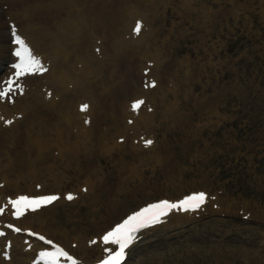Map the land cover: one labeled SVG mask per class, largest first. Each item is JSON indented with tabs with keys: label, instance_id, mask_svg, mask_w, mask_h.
I'll return each instance as SVG.
<instances>
[{
	"label": "rangeland",
	"instance_id": "obj_1",
	"mask_svg": "<svg viewBox=\"0 0 264 264\" xmlns=\"http://www.w3.org/2000/svg\"><path fill=\"white\" fill-rule=\"evenodd\" d=\"M147 1L136 0L133 7L137 13L148 15L139 33L133 31L135 25L133 17L127 16V7L121 5L118 15L120 29H124L116 38L122 36L134 43L125 46L126 51L135 47L140 50L139 39H144V44L154 33L165 34L168 39L158 58L140 52L127 54L132 83L126 82L125 73L119 77L120 99L126 110L115 111L117 120H113L101 105L102 115H94L90 137L85 139L94 146L78 160L85 169H65L70 153L64 152L65 145L59 139L56 144L52 140L54 146L42 161L27 160L30 178L19 180L18 171L9 170L5 158L0 166L7 165L5 173L18 181L20 191H32L27 183L36 191H41L36 185L42 183H47L44 190L50 192L72 190L73 198H66L52 210L55 220L67 224L72 235L96 236L152 199L180 198L193 191H204L211 199L221 198V204L208 203L192 214L191 220L177 225L169 240L155 242L134 254L130 250L123 264H264V0H164L166 9L159 5L155 10L145 8ZM237 1L239 7L235 8ZM83 3L75 8L80 10ZM6 6L5 0H0V44L4 45L0 78L9 71L12 60L6 48L8 21L16 23L15 18L6 16ZM163 23H175L173 33H166ZM153 26L159 29L152 30ZM84 35L89 50L94 38L101 37ZM67 45L70 49V42ZM145 68L149 69L147 73ZM90 80L107 89L114 82L104 73ZM151 80L156 81L154 86ZM86 87L92 88L87 93L99 109L100 93L96 87ZM140 98L143 103L138 110L133 109L130 102ZM103 102L108 103V98ZM16 110L0 121V128L6 132L16 133L25 127L34 140L54 123L45 133L51 141L55 126L62 125L61 116L49 118L43 109L38 113L46 118L41 126L19 123L11 127L22 118ZM61 125L59 135L70 139ZM145 140L152 142L145 144ZM29 155H34L32 149L25 157ZM18 157V153L11 154L10 160L16 164ZM95 165L103 169L102 184L94 183ZM49 166L59 186L52 185ZM86 183L94 184L93 194L87 195L91 186ZM75 245L71 243L70 251L79 257L81 252ZM94 255L88 251L85 264Z\"/></svg>",
	"mask_w": 264,
	"mask_h": 264
},
{
	"label": "bare ground",
	"instance_id": "obj_2",
	"mask_svg": "<svg viewBox=\"0 0 264 264\" xmlns=\"http://www.w3.org/2000/svg\"><path fill=\"white\" fill-rule=\"evenodd\" d=\"M80 1L84 3L79 10L75 7L80 4ZM5 2L7 4L5 8L6 16L8 18H15L18 24L17 32L21 34L29 47L34 50V54L41 57L47 70L44 71V74L41 73L40 75L17 80L16 85L22 86V91L18 89L13 102L0 99V110L2 111L0 121L1 119L9 118L12 115L9 112L17 109L16 111L22 114V118L15 120L11 127H16L19 123H24L25 126L28 123L41 126L46 118H41L38 113L44 109L49 118L51 116H61L59 120L62 121V125L59 123L55 126L56 131L53 133V139L51 141L48 140L45 133L47 130L53 128L54 123L42 129V132L34 140L28 135V128L25 130L24 127L23 130L16 133H9L6 132V129L0 128V145L4 148L0 150V162L1 159H7L9 170L16 169L19 180L21 177L30 178L31 172L27 166V160L33 163L42 161L47 152L54 146L52 140H55L56 144L59 139L65 145L66 151L64 152L70 153V158L66 160L65 169L83 170L86 165L78 160L83 156L82 154L92 150L94 146L93 143L89 142L90 140L85 139L90 137V123L94 122V115L96 114L97 118H99L103 113L101 105L107 110V114H110L113 120H117L115 111L121 110L122 112L126 110V108H123L126 106L124 101L120 99L122 87L119 77L121 73H125L126 82L132 83L130 74V70H132L131 63L126 58L127 54L140 52L143 56L158 58L161 52L160 48L167 41L168 37L165 34L163 37L154 33L144 43L145 45L142 44L144 39H139L140 50L135 49V47L126 51L125 46L133 45L134 43L131 40L123 39L122 36L119 39L116 38L118 33L121 35L124 29H120L121 19L118 15V10L121 5H125L129 19L133 17V20L141 18L143 21H146L148 15L146 13H137L136 9L133 8L136 0H5ZM159 5L163 6L164 9L167 7L164 0H148L145 3V8L155 10ZM238 7L239 1L235 5V8ZM161 25L164 29H168L166 33L169 31L173 33L176 26L175 23H170V26L167 23ZM151 29L158 30L159 27L156 28L153 26ZM84 34L88 37H94V35L101 36L99 37L100 41L96 40V43L99 42L98 54L94 51L97 45L93 46L92 51L91 44L89 50V40ZM113 34L114 37H112ZM12 37L8 34V42L6 44L8 51L14 46V44L10 43ZM69 40L70 49L67 45V41ZM3 50L4 45L2 47L0 44V56L3 55ZM96 55H99V57ZM185 68L186 66H184V71ZM103 73L113 77L114 82L109 89L105 86L94 85L92 80H90ZM55 83L59 87L57 96ZM87 85L96 87L100 93L98 95L99 109L96 103L92 101V96L87 93L90 90L92 91V88L88 89L86 87ZM45 87L46 89L42 91ZM47 89H51L52 95L50 98ZM78 90L80 92L76 97ZM154 90L155 88L151 91ZM138 91L141 90L139 89ZM104 97L108 98V103H102ZM85 103L88 107L82 110L80 105ZM92 104H94V107H92ZM86 119L89 121L88 123H85ZM59 125L64 127L66 136L69 135L70 139L68 137L62 139V135L58 133ZM0 126H2L1 122ZM98 133L101 135V131H98ZM6 141L10 144L4 146L3 143ZM31 149L34 155H29L27 159L25 154L30 153ZM14 153L20 154V157L16 159V164L10 160L11 154ZM11 158L14 159L13 157ZM118 161L120 162L119 158ZM7 165L2 166L1 164L0 166V204L7 205V198L9 196H15L21 193L37 194L50 192L44 190L47 183H42L43 185L39 189L41 191H36L30 183L26 185L32 191L23 192L18 190V181L5 173ZM48 169L49 177L54 179L52 185L59 186L60 182L56 173L51 170L50 166ZM88 170H90V167ZM102 170L100 166H94V183L102 184ZM32 174L35 176L37 172H33ZM90 179L93 178L88 177V180ZM93 185L91 186V183H86V186H91L87 195L90 192L93 194ZM9 190H14V192L10 193ZM68 192H72V190H65L62 193L59 191L58 193L61 195L56 201L42 205L35 210H29L19 218L11 215V206L8 205L6 211L0 214V246L4 252L7 250H13V252L8 256L9 258L3 257V259H0V264H29L35 254H40L44 247H54V245H45L39 240L38 236H34L29 232L16 231L14 228L13 230H8L9 224H14L17 228L21 229L30 228L34 232L41 233L53 240L54 243H59L66 251L70 249L72 242H76L75 246L81 252V255L77 258L73 255L76 264L86 263L87 256L85 257L84 255L88 251H91L92 255L94 252V257L96 258L88 263L91 264L92 262L100 260L106 254L105 247L109 249L114 247L100 239L108 229L100 231L98 235H92L91 237L85 236V234L72 235L70 229L68 227L66 228L67 224L63 226V224L55 220L52 210L58 203L67 201L64 194ZM209 195H207V199L199 208L192 210H171L162 219L160 224L140 231L138 233V239H135L137 242L134 241L127 248L129 252L124 262L127 261L130 250L131 254H134L155 242L169 240L170 235H174L175 232L173 231L177 225L191 220L193 217L192 214L199 212L208 203L212 204L211 206L215 202L221 204V198H218V200L216 197L215 199H211L212 197ZM90 197L92 199L93 195H90ZM176 198L178 197H172L170 200H175ZM33 226H37L38 228ZM2 240L5 241L2 243ZM89 241L94 242L89 243ZM29 257L31 258L28 261ZM43 260L45 263L49 262L48 259L44 258ZM59 260L62 264H70V261L64 257H59Z\"/></svg>",
	"mask_w": 264,
	"mask_h": 264
},
{
	"label": "snow or ice",
	"instance_id": "obj_3",
	"mask_svg": "<svg viewBox=\"0 0 264 264\" xmlns=\"http://www.w3.org/2000/svg\"><path fill=\"white\" fill-rule=\"evenodd\" d=\"M133 31L137 33L141 31L140 21L135 22ZM12 36L14 38V43L17 45L13 48V53L18 59H16L12 65L14 71L10 73L6 81L0 82L3 85L0 87V99H11L14 91L17 89L22 91V86L14 84L16 78L25 74L35 73L37 71L44 72L47 70L41 57L34 54V50L29 47L21 35L17 34L14 26ZM97 51H99V49H97ZM149 63H151V61H149ZM148 71L149 69L145 68V72L147 73ZM150 84L154 86L156 81L151 80ZM48 94L51 95V92L49 91ZM142 103L143 98L135 99L132 101V108L138 110ZM87 107L88 105L86 103L80 105L82 110ZM88 122L89 121L86 119L85 123ZM4 123L8 124L11 123V121L5 120ZM121 139H123V137H121ZM151 142V140L144 141L145 144H150ZM36 187L41 188V185L37 184ZM60 195V193H21L15 196H9L7 198V205L0 204V214L4 213L8 205H10L11 215L19 218L29 210H35L42 205L56 201L60 198ZM64 195L67 199L71 200L75 194L68 192ZM207 195L208 194L204 191H195L175 200L158 199L131 211L118 223L105 231L103 236L100 237L106 244H111L114 247L112 249L105 247L107 255H105L103 259L98 260L97 264H120V261L125 257L126 249L133 244L135 239H138V233L141 229L160 223L171 210H192L199 208L207 199ZM9 227L14 228L16 231L29 232L34 236H38L40 240L46 241L47 245H54L53 248L45 247L40 252V256L50 260L52 264H60L59 257H64L71 261L72 264H76L75 259L59 243H54L53 240L41 233L34 232L30 228H17L14 224H9ZM93 242L94 241H89V243Z\"/></svg>",
	"mask_w": 264,
	"mask_h": 264
}]
</instances>
